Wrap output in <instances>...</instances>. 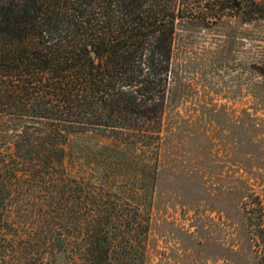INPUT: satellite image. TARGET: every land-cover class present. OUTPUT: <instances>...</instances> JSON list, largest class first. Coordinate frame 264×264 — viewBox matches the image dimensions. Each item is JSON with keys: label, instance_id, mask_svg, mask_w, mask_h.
<instances>
[{"label": "trees", "instance_id": "obj_1", "mask_svg": "<svg viewBox=\"0 0 264 264\" xmlns=\"http://www.w3.org/2000/svg\"><path fill=\"white\" fill-rule=\"evenodd\" d=\"M194 3L0 0V224H36L5 236L12 264H145L178 25L222 15ZM222 6L241 22L258 13ZM89 131L115 142L89 150L97 168L82 176L66 143ZM33 230L44 238L34 250Z\"/></svg>", "mask_w": 264, "mask_h": 264}, {"label": "rangeland", "instance_id": "obj_2", "mask_svg": "<svg viewBox=\"0 0 264 264\" xmlns=\"http://www.w3.org/2000/svg\"><path fill=\"white\" fill-rule=\"evenodd\" d=\"M190 1L211 17L222 15L178 25L177 79L163 117L145 264H264V0H240L258 12L250 22L221 9L234 0ZM243 109L259 116L257 129H250ZM113 142L98 132L72 133L67 165L88 176L97 168L89 150ZM17 226L0 224V264H12L5 236L36 224ZM32 232L34 250L44 238ZM43 264L71 263L57 255Z\"/></svg>", "mask_w": 264, "mask_h": 264}]
</instances>
